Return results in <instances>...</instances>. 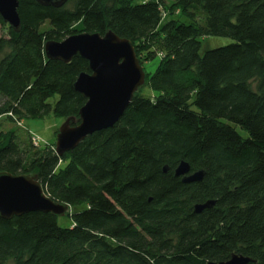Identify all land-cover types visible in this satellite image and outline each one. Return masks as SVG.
I'll use <instances>...</instances> for the list:
<instances>
[{
  "label": "trees",
  "instance_id": "16d2710c",
  "mask_svg": "<svg viewBox=\"0 0 264 264\" xmlns=\"http://www.w3.org/2000/svg\"><path fill=\"white\" fill-rule=\"evenodd\" d=\"M163 1L17 0L20 31L0 19V119L14 125L78 119L86 103L74 82L88 62L47 60L49 41L110 31L142 68L158 59L143 85L152 97L140 88L113 128L63 156L0 131V172L35 176L75 209L69 229L49 213L0 217V264H264V0ZM218 37L232 43L201 55V40ZM181 162L202 181L176 178Z\"/></svg>",
  "mask_w": 264,
  "mask_h": 264
},
{
  "label": "water",
  "instance_id": "95a60500",
  "mask_svg": "<svg viewBox=\"0 0 264 264\" xmlns=\"http://www.w3.org/2000/svg\"><path fill=\"white\" fill-rule=\"evenodd\" d=\"M40 6L59 9L70 0H35ZM0 19L13 32L21 27L17 0H0ZM47 60L69 64L79 58L88 62L90 73L80 74L74 90L86 100L78 112V119H66L55 137L54 151L63 156L78 147L88 136L107 131L131 107L137 91L145 84V71L136 58L129 40L108 31L71 35L63 41H49L44 49ZM167 173V169H163ZM203 172L190 174L189 166L181 162L174 176L184 184L201 182ZM214 206V202L197 205L195 213ZM67 206L54 203L43 192L35 176H14L0 172V217L5 220L25 214L49 213L55 218L68 213ZM251 259L232 255L228 262L217 264H249ZM214 264V263H209Z\"/></svg>",
  "mask_w": 264,
  "mask_h": 264
},
{
  "label": "rangeland",
  "instance_id": "374dc122",
  "mask_svg": "<svg viewBox=\"0 0 264 264\" xmlns=\"http://www.w3.org/2000/svg\"><path fill=\"white\" fill-rule=\"evenodd\" d=\"M163 9H168L170 3L168 1H163ZM175 18L178 17V14H175ZM182 23L186 22V19H181ZM0 37L4 38L6 37V31L4 30V26L0 25ZM232 41L225 39V38H207L201 40V51L200 54H204L207 52V50L210 49H217L218 47H224L231 44ZM1 58V56H0ZM158 65V59L151 61V63H146L143 65V69L145 73L147 74L146 77H149V75H152V73L156 70L155 68ZM138 94L141 95V97L145 98H151L152 92H150L149 88L147 86H142L141 89L138 91ZM65 121V120H64ZM63 120L59 118H55L53 115H50L48 117H44L41 119H24L18 124H12L6 118L0 119V131L6 132L10 128L16 127L19 128V133L24 142L31 145V140L29 139V134L26 132H30V134H34V138H38L39 142L43 141L41 145H51L55 144V137L59 132V127L64 123ZM25 129L26 131L22 130ZM237 132L245 138V134L242 133L239 129H237ZM31 141V142H30ZM34 146V145H33ZM41 149V148H38ZM75 209H69V213H71ZM58 225L61 228L69 229L71 226V219H69V216L64 217H58Z\"/></svg>",
  "mask_w": 264,
  "mask_h": 264
},
{
  "label": "built area",
  "instance_id": "2783aa9c",
  "mask_svg": "<svg viewBox=\"0 0 264 264\" xmlns=\"http://www.w3.org/2000/svg\"><path fill=\"white\" fill-rule=\"evenodd\" d=\"M31 141L33 142L34 146H38L41 142H39L38 138L31 137Z\"/></svg>",
  "mask_w": 264,
  "mask_h": 264
}]
</instances>
